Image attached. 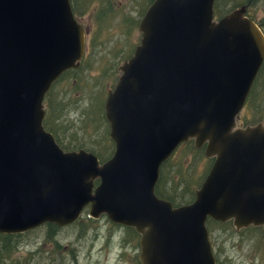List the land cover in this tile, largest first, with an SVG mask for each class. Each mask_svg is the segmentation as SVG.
<instances>
[{"label": "water", "instance_id": "95a60500", "mask_svg": "<svg viewBox=\"0 0 264 264\" xmlns=\"http://www.w3.org/2000/svg\"><path fill=\"white\" fill-rule=\"evenodd\" d=\"M215 0H156L141 44L105 104L112 158L65 151L44 127L52 84L85 56L70 0H0V233L106 215L140 235L141 264H216L209 219L264 228V122L240 127L264 62L249 4L215 20ZM215 159L195 200L158 197L184 142ZM100 181L99 185L96 182Z\"/></svg>", "mask_w": 264, "mask_h": 264}, {"label": "rangeland", "instance_id": "374dc122", "mask_svg": "<svg viewBox=\"0 0 264 264\" xmlns=\"http://www.w3.org/2000/svg\"><path fill=\"white\" fill-rule=\"evenodd\" d=\"M154 0H72L74 11L87 31L85 58L79 69L61 77L45 103L55 112L46 128L66 151L84 149L109 160L115 150L105 118L107 90L114 89L119 66L140 44L139 22ZM246 0H216L219 20ZM248 12L264 32V0H249ZM139 21V22H138ZM58 104L61 109L53 106ZM53 105V106H52ZM264 122V65L240 126ZM213 164L194 142L184 144L163 168L161 190L175 206L192 203ZM160 184V182H159ZM183 201V202H182ZM216 259L221 264H264V229L237 231L233 222H207ZM118 231V232H116ZM109 238L115 244L108 245ZM126 242L122 250L118 244ZM0 240V264H140L139 235L113 224L106 215L94 219L87 208L80 221L66 227L45 224L10 240Z\"/></svg>", "mask_w": 264, "mask_h": 264}, {"label": "trees", "instance_id": "16d2710c", "mask_svg": "<svg viewBox=\"0 0 264 264\" xmlns=\"http://www.w3.org/2000/svg\"><path fill=\"white\" fill-rule=\"evenodd\" d=\"M249 0H246L245 2H243L242 4H246L247 2H248ZM65 75V74H64ZM63 75V76H64ZM62 76V77H63ZM254 87V86H253ZM252 91H253V89H252ZM251 94H252V92H251ZM251 94H250V97H251ZM250 97H249V99H248V101H247V103H249V101H250ZM46 104V112H47V116H46V119H45V127L47 126V124H48V122L55 116V112L51 109V108H49V105H48V103H45ZM53 106V105H52ZM58 106V104H56V105H54L53 106V108H54V110H56V107ZM246 106H247V104H246ZM58 109H61L60 108V106H58ZM48 130V129H47ZM169 162V161H168ZM168 162L162 167V169H161V176H160V184L158 183V185H157V189H156V192H157V194L160 196V197H162V198H164V199H167V198H165L164 196H165V194H163V192H162V190H161V186H162V184H163V175H162V171H163V168L168 164ZM167 200H170V201H172L173 203H174V200L173 199H171V198H169V199H167ZM183 202V201H182ZM14 236H7V235H0V240H2L3 238L4 239H6V240H10L11 238H13ZM5 240V241H6Z\"/></svg>", "mask_w": 264, "mask_h": 264}, {"label": "flooded vegetation", "instance_id": "af4514ba", "mask_svg": "<svg viewBox=\"0 0 264 264\" xmlns=\"http://www.w3.org/2000/svg\"><path fill=\"white\" fill-rule=\"evenodd\" d=\"M113 243H114V240H111V238H109L108 245L113 244ZM119 244L121 245L122 250H124L125 249V245L124 244H126V242L123 241V238L121 239V241L119 242ZM216 262H217V264H221L222 261L220 262L219 259H216Z\"/></svg>", "mask_w": 264, "mask_h": 264}, {"label": "bare ground", "instance_id": "6f19581e", "mask_svg": "<svg viewBox=\"0 0 264 264\" xmlns=\"http://www.w3.org/2000/svg\"><path fill=\"white\" fill-rule=\"evenodd\" d=\"M116 232H118V231H116ZM114 244H115V242H114ZM119 244V243H118Z\"/></svg>", "mask_w": 264, "mask_h": 264}]
</instances>
